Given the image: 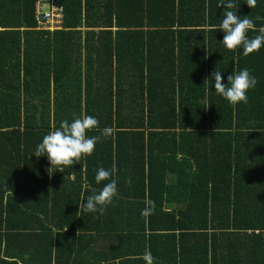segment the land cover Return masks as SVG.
Segmentation results:
<instances>
[{"label": "trees", "instance_id": "obj_1", "mask_svg": "<svg viewBox=\"0 0 264 264\" xmlns=\"http://www.w3.org/2000/svg\"><path fill=\"white\" fill-rule=\"evenodd\" d=\"M53 2L64 34L87 32L83 52L34 30L35 0H0V264H145L146 249L156 264H264V47L225 48L219 0ZM233 2L264 27V0ZM245 68L247 103L204 83ZM83 114L99 121L89 137L113 134L49 175L37 145ZM113 165L112 204L76 214Z\"/></svg>", "mask_w": 264, "mask_h": 264}, {"label": "clouds", "instance_id": "obj_2", "mask_svg": "<svg viewBox=\"0 0 264 264\" xmlns=\"http://www.w3.org/2000/svg\"><path fill=\"white\" fill-rule=\"evenodd\" d=\"M246 4L250 9L255 8L257 0H246ZM221 6H223L224 11L221 22L217 25V30L224 33L222 44L226 49L236 50L242 48L243 54L247 56L264 47V27H260L257 30L254 21L249 16L238 17L236 15L237 11H232V9L236 8L233 0H219L217 7ZM249 31H258L259 34L249 37ZM210 80L215 81V92L233 105L241 102L247 103V93L257 83L256 78L251 75L250 70L247 68L232 72L227 77V85L222 82V72L217 69L211 73L210 78L206 79L204 83ZM98 125L99 121L87 114L74 117L71 122L63 120L58 128H53L43 137L42 142L37 145L33 155L37 158L47 156L50 164L47 169L49 175L53 167H70L75 163H79L82 157L93 154L96 144L102 137L107 138L113 134L112 128L105 127L101 130L100 135L89 137L87 133L98 128ZM116 171L115 165L111 169L101 166L96 170V183L108 182L98 192L94 190L87 197L86 203L78 206L79 210L76 214L80 212L81 208L86 213L99 212L101 215L105 213L107 207L112 204L118 193L117 180L112 179ZM50 190L52 189H49V193ZM4 191L8 192L11 190L5 187ZM154 210L155 202L149 201L142 210L141 215L148 217L154 213ZM23 259H29L27 253ZM142 259L145 264H156L151 251L148 249L145 250ZM14 264H23V261L16 258Z\"/></svg>", "mask_w": 264, "mask_h": 264}, {"label": "built area", "instance_id": "obj_3", "mask_svg": "<svg viewBox=\"0 0 264 264\" xmlns=\"http://www.w3.org/2000/svg\"><path fill=\"white\" fill-rule=\"evenodd\" d=\"M35 27L42 30H59L63 27L64 10L53 0H35L33 10Z\"/></svg>", "mask_w": 264, "mask_h": 264}, {"label": "crops", "instance_id": "obj_4", "mask_svg": "<svg viewBox=\"0 0 264 264\" xmlns=\"http://www.w3.org/2000/svg\"><path fill=\"white\" fill-rule=\"evenodd\" d=\"M35 31H40V32H43L45 34H50L49 36H55V37H58V41H59V44H63V43H66L68 42V44H71L73 47L72 49L74 50L76 45H79V47L81 48V52L84 51V47L82 46L81 43H84L85 42V38L87 36V32L85 31H77V32H72L73 34H64L65 31H62L61 29L59 30H42V29H39V28H34ZM58 32V33H57ZM70 32V31H69ZM56 33V34H55ZM42 37H45L46 35H41ZM21 38L23 39V36H21ZM79 39V40H78ZM24 41V40H23ZM23 41H22V44H23ZM81 41V43H80ZM71 42V43H69ZM70 57V54L69 56ZM84 55L82 53V60L79 61V62H75V64L77 65L76 67H74V69L76 70L78 67L80 69V67H83L84 65ZM59 61L61 62V60L59 59ZM71 61V59H70ZM63 62V61H62ZM69 68V67H68ZM72 69V68H71ZM168 181H169V184H173L175 183L176 181V178L177 177H173L170 173H168ZM171 198L174 197V195L170 196ZM170 208H173V206H169ZM173 238H170V239H167L165 241V243L167 244L166 247H169L171 245V242H172Z\"/></svg>", "mask_w": 264, "mask_h": 264}]
</instances>
